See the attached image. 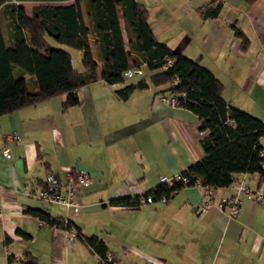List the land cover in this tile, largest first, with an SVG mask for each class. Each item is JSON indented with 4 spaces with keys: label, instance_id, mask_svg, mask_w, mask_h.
Returning <instances> with one entry per match:
<instances>
[{
    "label": "crops",
    "instance_id": "crops-1",
    "mask_svg": "<svg viewBox=\"0 0 264 264\" xmlns=\"http://www.w3.org/2000/svg\"><path fill=\"white\" fill-rule=\"evenodd\" d=\"M136 1L146 7L155 39L208 69L222 84V98L264 125V0H219L215 11L209 0ZM40 3L45 2H19L24 9ZM79 7L87 26L83 3ZM117 18L127 50L119 10ZM230 24L245 35L246 47H240ZM0 33L8 45L1 11ZM87 37L98 75L100 62ZM135 79L89 81L76 90L79 103L66 110L60 106L63 95H56L0 115V149L4 134L18 137L6 144L8 157L0 152V264H24V253L37 264H97L69 229L38 223L32 212L64 216L60 205L46 208L31 194L43 188L47 172L61 174L73 166L87 172L89 183L78 190L77 209L68 210L66 218L71 228L100 237L113 264H264V201L243 197L232 217L217 206L234 193V180L264 188L257 187L256 174L237 173L227 186L212 187L211 204L203 211L196 208L202 193L196 183L163 203L109 202L137 198L160 183L159 175L179 174L203 156L199 140L206 132L197 129V116L160 99L169 96L170 84L148 83L119 97L117 91ZM259 141L264 146V135Z\"/></svg>",
    "mask_w": 264,
    "mask_h": 264
},
{
    "label": "trees",
    "instance_id": "trees-1",
    "mask_svg": "<svg viewBox=\"0 0 264 264\" xmlns=\"http://www.w3.org/2000/svg\"><path fill=\"white\" fill-rule=\"evenodd\" d=\"M20 1L45 2L30 6L26 11ZM57 0H0V11L7 34L8 45L0 33V115L40 100L63 95L61 109L77 105L76 90L89 81L100 78L111 84L123 81L122 71L128 66L144 63L147 69L159 66L162 59H171L170 65L150 74L146 79H135L117 91L125 97L133 89H146L147 84H170V93L183 92L182 105L193 112L199 122L197 129L205 131L199 142L203 156L188 164L179 172L186 181L176 179L170 187L158 183L152 190L166 198L183 186L194 183L199 186L224 187L234 180L237 173L256 174L257 187L264 184V167L259 162L260 137L264 125L260 119L247 111L229 105L221 96V82L205 67L187 56L173 51L165 42L153 36L146 7L136 0H72L69 4L57 5L47 2ZM83 3L87 26L79 4ZM220 1L209 0L213 11ZM117 10L123 22L127 50L123 47ZM233 34L240 39V47L248 40L242 31L230 24ZM90 34L100 62V72H95V63L88 44ZM47 38L80 53L82 70L72 68L70 55L54 47ZM16 66L22 73L13 75ZM144 192V193H146ZM109 202L123 205L136 203L134 199L120 197ZM24 212H29L25 209ZM46 224L70 228L60 217L49 218L41 210H33ZM85 244L94 246L102 255L104 242L94 235H81ZM24 264H37L35 257L24 253ZM112 261L114 259L112 258Z\"/></svg>",
    "mask_w": 264,
    "mask_h": 264
},
{
    "label": "built area",
    "instance_id": "built-area-1",
    "mask_svg": "<svg viewBox=\"0 0 264 264\" xmlns=\"http://www.w3.org/2000/svg\"><path fill=\"white\" fill-rule=\"evenodd\" d=\"M171 63V59L165 57L162 59V62L159 66L153 69H147L144 63H140L137 66H128L122 71L123 79L130 76H135L138 79H147V72L161 71L167 68ZM176 80L170 83L174 85ZM160 99L168 103L169 105H182V101L185 100L184 93H170L169 96L160 95ZM18 137L16 134L11 131L8 134H4L1 138L3 144L5 145L0 149V152L3 156L8 157V147L6 144L10 141L16 143ZM264 152V146L261 145L259 150V156ZM262 158V157H261ZM260 166L264 167V159L260 160ZM255 175V174H254ZM158 181L164 183L166 187H170L173 180L181 179V181H186L185 176H180L179 174L173 175L172 177L166 175H159ZM44 186L36 193H32L31 196L41 199L49 204L60 205L65 214L63 217H60L62 223L67 222V212L68 210L75 211L77 209V192L78 190L89 183V177L85 170L78 166L73 167H64L61 170V174L47 172L43 178ZM234 193L222 199L217 206L219 208H224L226 210L227 217H232L236 214L238 206L243 197L251 199L252 201H264V188H251L246 183L241 180H234L233 182ZM202 193L199 197V201L196 205V208L200 211H203L211 204L210 195L211 188L210 186H201ZM166 200L164 195L157 196L154 191L150 190L146 193H141L136 198V203L130 205H124L125 207H136L140 204H152L153 202L163 203ZM38 223H46V220L42 217H38ZM51 226H54L52 224ZM71 235L77 236V231L74 228H68ZM81 235H85L81 233ZM79 237V236H77ZM92 256L96 259L97 264H113L112 254L109 251H105L102 255L98 254L92 245H85Z\"/></svg>",
    "mask_w": 264,
    "mask_h": 264
},
{
    "label": "rangeland",
    "instance_id": "rangeland-1",
    "mask_svg": "<svg viewBox=\"0 0 264 264\" xmlns=\"http://www.w3.org/2000/svg\"><path fill=\"white\" fill-rule=\"evenodd\" d=\"M26 5H27V6H25V9H26L27 11H29V9H30V5L32 6V4H26ZM26 7H27V8H26ZM46 40H47V42H48L50 45H52V46H54V47L61 48V49L65 50V51H68V53H70V56H71L72 67H74V68L77 69V70H80L81 65H80V63H79V58H80V53H79V51H77L76 49H73V48L66 47V46L61 45V44H57L56 42L52 41V40L49 39V38H47ZM13 68L16 69V72H13V75H14V76L17 75L18 72H19V73H22L21 70H20L19 68H17L16 66H13ZM41 204H42L43 206H45L46 208H53V209L55 210L54 206H51V207H50V205H48L46 202H44V201H42V200H41ZM57 210H58V209H57Z\"/></svg>",
    "mask_w": 264,
    "mask_h": 264
}]
</instances>
